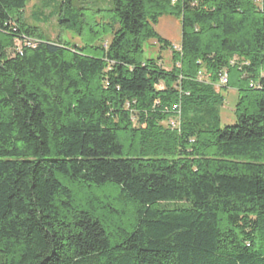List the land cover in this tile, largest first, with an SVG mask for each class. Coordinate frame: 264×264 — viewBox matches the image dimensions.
<instances>
[{
	"label": "trees",
	"instance_id": "obj_1",
	"mask_svg": "<svg viewBox=\"0 0 264 264\" xmlns=\"http://www.w3.org/2000/svg\"><path fill=\"white\" fill-rule=\"evenodd\" d=\"M88 1L0 0V264H264V0Z\"/></svg>",
	"mask_w": 264,
	"mask_h": 264
},
{
	"label": "rangeland",
	"instance_id": "obj_2",
	"mask_svg": "<svg viewBox=\"0 0 264 264\" xmlns=\"http://www.w3.org/2000/svg\"><path fill=\"white\" fill-rule=\"evenodd\" d=\"M110 0H90L85 3L87 8V16L93 21V18L102 20L98 17V10H105L109 7ZM57 0H28L25 10V16L29 23L35 24L44 33L45 36L51 40L57 41L59 39L76 45H83V37L66 30L59 24V14L57 12ZM157 32L164 38L172 42L178 47L181 43V26L180 21L173 16L165 15L160 18L156 25ZM159 54V46L154 41L149 42L145 47V55L147 57H156ZM164 66L168 69L172 66L171 51H164L161 53ZM221 87L216 86V90L220 91ZM223 95L226 100L222 107H220V126L233 125L236 122L235 105L238 99V93L234 89L223 90Z\"/></svg>",
	"mask_w": 264,
	"mask_h": 264
},
{
	"label": "built area",
	"instance_id": "obj_3",
	"mask_svg": "<svg viewBox=\"0 0 264 264\" xmlns=\"http://www.w3.org/2000/svg\"><path fill=\"white\" fill-rule=\"evenodd\" d=\"M199 75H201V72H199ZM222 81H223V82L226 81V77H225V76L222 78Z\"/></svg>",
	"mask_w": 264,
	"mask_h": 264
}]
</instances>
